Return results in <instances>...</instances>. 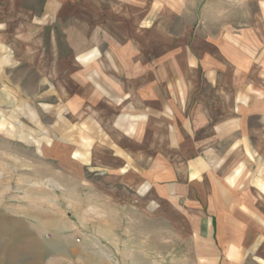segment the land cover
<instances>
[{"label": "rangeland", "instance_id": "1", "mask_svg": "<svg viewBox=\"0 0 264 264\" xmlns=\"http://www.w3.org/2000/svg\"><path fill=\"white\" fill-rule=\"evenodd\" d=\"M261 5L81 0L76 18L39 35L0 36V264H212L228 212L182 189L181 172L188 159H230L225 171L240 174L224 202L238 222L240 210L262 214L264 165L248 161L264 159L249 114L259 87L244 95L245 77L260 75L245 44L259 60L262 37L245 29L261 28ZM229 29L239 66L215 69L210 41ZM245 124L247 151L233 147Z\"/></svg>", "mask_w": 264, "mask_h": 264}, {"label": "crops", "instance_id": "2", "mask_svg": "<svg viewBox=\"0 0 264 264\" xmlns=\"http://www.w3.org/2000/svg\"><path fill=\"white\" fill-rule=\"evenodd\" d=\"M215 2L219 4H264V0H215ZM80 4L81 0H0V36L9 37L12 34L15 36L39 35L45 25L60 23L61 20L67 18H76V12H78ZM261 6V14L258 15L260 18L261 28L255 29L250 27L245 29L246 32H251V34H253L252 32H259L262 37L259 60H256L257 58L254 55L256 54L254 41L249 42L250 44H247V41L245 44L251 49V51L248 50V52L244 50L247 53L246 56L249 61H251L252 65L260 67V75L258 77L256 75L245 77L246 88L244 89V95L245 99L249 100L250 86L259 87L260 95L251 100L257 101V99H259L260 104L250 105V110L252 111H250L249 114H259L262 122L260 128L264 131V5ZM220 10L221 8L218 9V11ZM225 33V30L220 32L215 37V42L210 41L215 47L212 51L216 52L217 55H215L218 58V65L216 64L213 66H215V69H221L222 67L224 68L225 62L228 61L230 68L232 67L236 70L239 66L238 61L240 60L242 45L241 42L240 45H238L236 41L238 40L236 39L237 34L231 29H229L228 32V35L231 37L229 40L224 37ZM233 36L235 39L234 41ZM212 51H208V53ZM208 66L210 67V65ZM211 81L219 84L224 82L221 75H215L214 80ZM253 91L254 89L252 88L251 92ZM235 96V99L240 97V95L237 94ZM230 98H232V96ZM236 107L235 102V106L230 107L227 113L224 114V110L222 109L221 114L231 115V110L236 111ZM223 126L224 125H222V128ZM186 127L187 126L185 125V128ZM234 129L236 130V127H228L227 132H233ZM242 131L244 132L243 137L238 141H235L233 147H237L239 144V146L242 145V147H244L247 151L252 146L254 128L245 124L242 127ZM227 132H224V134ZM262 138L263 134L261 135L260 146H264ZM130 158L133 159L132 157ZM253 160H255L257 165H264V159H248L250 163L253 162ZM228 162H230V159H220L214 165L215 169L219 166L222 171L221 174L224 176L222 180L216 181V178L212 176V170L214 168H212L211 163L207 159L201 157L188 159L186 162L188 164L187 170L184 168L181 172V188L183 189L185 187L184 182H187L188 190H193V187H195L198 196L202 194V190L204 195L210 197L211 199L221 200L219 204L220 210L225 209L228 212L229 235L227 237L209 236L211 237V240L209 241L212 244V247L210 248L207 257L211 260L212 264H264V207L260 209L262 213L261 215H257L253 210L249 209L246 211L240 210L239 213L242 212V214L239 215V222L237 221V207H230V203L228 208L227 202L229 201L227 200V202H224V199H227L226 196L236 195V192L235 194L233 193V186H235V180L240 174V168L235 167L234 169L232 168V172H230L231 169L226 172L225 170L227 168L225 167ZM195 173H200V176L196 178L202 181L200 183H196L198 186L193 185L192 183L193 179H195ZM262 180H264V178L258 179L259 182ZM226 182H228L227 187L225 186ZM256 188L264 197V183H261L260 187ZM182 194H184V192H182ZM190 194L191 193L188 192L186 196L189 197ZM222 243L228 244L227 250L224 247H219Z\"/></svg>", "mask_w": 264, "mask_h": 264}]
</instances>
